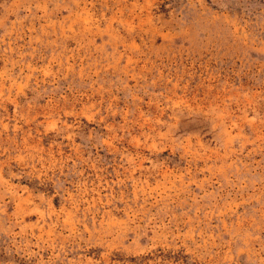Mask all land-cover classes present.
Instances as JSON below:
<instances>
[{
  "label": "rangeland",
  "instance_id": "obj_1",
  "mask_svg": "<svg viewBox=\"0 0 264 264\" xmlns=\"http://www.w3.org/2000/svg\"><path fill=\"white\" fill-rule=\"evenodd\" d=\"M0 264H264V0H0Z\"/></svg>",
  "mask_w": 264,
  "mask_h": 264
}]
</instances>
